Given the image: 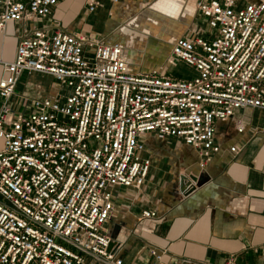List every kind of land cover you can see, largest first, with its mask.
Wrapping results in <instances>:
<instances>
[{
	"label": "built area",
	"instance_id": "2783aa9c",
	"mask_svg": "<svg viewBox=\"0 0 264 264\" xmlns=\"http://www.w3.org/2000/svg\"><path fill=\"white\" fill-rule=\"evenodd\" d=\"M59 1L0 0V32L47 19ZM98 5L85 0L89 13ZM195 9L209 35L179 37L149 72L134 71L120 42L39 26L19 39L13 60H0V264H125L107 221L113 188L145 182L143 136L178 138L205 165L220 150L216 121L264 110V0H197ZM178 63L193 73L169 69ZM25 73L60 88L13 105ZM235 128L243 131L241 119ZM164 252L150 248V264H181L163 261Z\"/></svg>",
	"mask_w": 264,
	"mask_h": 264
},
{
	"label": "crops",
	"instance_id": "0c3cea01",
	"mask_svg": "<svg viewBox=\"0 0 264 264\" xmlns=\"http://www.w3.org/2000/svg\"><path fill=\"white\" fill-rule=\"evenodd\" d=\"M196 1L99 0L89 13L85 0H60L45 20L8 23L0 32V60H13L19 39L39 26L120 42L134 71L149 72L164 65L179 37L209 35ZM146 39L153 40L142 43L143 59L134 50L135 41ZM169 69L181 76L193 73L183 63ZM53 83L48 75L25 73L11 102L28 104L35 97L53 96ZM237 119L243 121L242 132L235 128ZM214 126L220 150L205 165L195 149L178 138L143 136L145 155L151 159L145 182L140 189L114 192L107 221L118 245L116 254L125 264H150L152 247L165 251V262L222 264L234 257L239 264H264V110L239 109ZM145 209L156 216L141 219Z\"/></svg>",
	"mask_w": 264,
	"mask_h": 264
},
{
	"label": "rangeland",
	"instance_id": "374dc122",
	"mask_svg": "<svg viewBox=\"0 0 264 264\" xmlns=\"http://www.w3.org/2000/svg\"><path fill=\"white\" fill-rule=\"evenodd\" d=\"M166 22H168V23H171V21L170 20H167ZM144 38V37H143ZM149 40H153V39H146L145 40V42L144 41H142V40H136L135 41V44L137 45L136 47H135V49L134 50H136L137 52H138V56L139 55H142L141 56V58H145V50H144V48H143V45L144 44H142V43H147ZM142 46V47H141ZM140 57V56H139ZM59 88H60V84L57 82V81H54V83H53V90H54V93L55 92H57V90H59ZM17 94V93H16ZM18 96V95H17ZM123 189H126V188H124V187H119V186H115L114 188H113V191L114 192H117V191H119V190H123Z\"/></svg>",
	"mask_w": 264,
	"mask_h": 264
},
{
	"label": "bare ground",
	"instance_id": "6f19581e",
	"mask_svg": "<svg viewBox=\"0 0 264 264\" xmlns=\"http://www.w3.org/2000/svg\"><path fill=\"white\" fill-rule=\"evenodd\" d=\"M164 25H165V23H164ZM164 28V27H163Z\"/></svg>",
	"mask_w": 264,
	"mask_h": 264
}]
</instances>
